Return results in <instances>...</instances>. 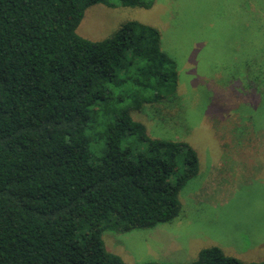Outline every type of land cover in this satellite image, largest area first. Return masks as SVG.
<instances>
[{
  "label": "trees",
  "instance_id": "trees-1",
  "mask_svg": "<svg viewBox=\"0 0 264 264\" xmlns=\"http://www.w3.org/2000/svg\"><path fill=\"white\" fill-rule=\"evenodd\" d=\"M155 1L0 0V264H128L107 250L104 231L151 228L181 212L196 149L152 136L132 115L178 98L177 58L156 26L136 20L101 40L76 32L92 4ZM184 264L264 259L212 245Z\"/></svg>",
  "mask_w": 264,
  "mask_h": 264
},
{
  "label": "rangeland",
  "instance_id": "rangeland-1",
  "mask_svg": "<svg viewBox=\"0 0 264 264\" xmlns=\"http://www.w3.org/2000/svg\"><path fill=\"white\" fill-rule=\"evenodd\" d=\"M127 20L156 26L180 69L175 101L132 115L152 136L187 139L199 170L179 190L177 217L104 231L107 250L128 264H184L212 245L244 261L264 259V0H156L147 9L96 3L76 32L101 40Z\"/></svg>",
  "mask_w": 264,
  "mask_h": 264
}]
</instances>
